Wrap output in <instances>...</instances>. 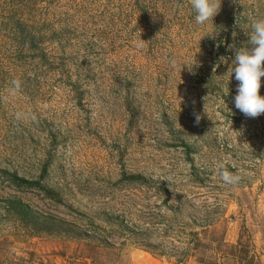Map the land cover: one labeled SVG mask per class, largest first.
<instances>
[{
  "label": "rangeland",
  "instance_id": "obj_1",
  "mask_svg": "<svg viewBox=\"0 0 264 264\" xmlns=\"http://www.w3.org/2000/svg\"><path fill=\"white\" fill-rule=\"evenodd\" d=\"M90 1L75 37L34 49L14 38L16 16L58 31L67 0H0V264H176L202 220L216 221L210 264H250L222 257L238 243L264 264V114L237 110L229 79L264 0H221L205 25L191 0ZM45 168L60 202L2 174Z\"/></svg>",
  "mask_w": 264,
  "mask_h": 264
},
{
  "label": "trees",
  "instance_id": "obj_2",
  "mask_svg": "<svg viewBox=\"0 0 264 264\" xmlns=\"http://www.w3.org/2000/svg\"><path fill=\"white\" fill-rule=\"evenodd\" d=\"M46 1L49 2V0H46ZM18 2H20L19 3L20 5H23L26 8L28 7V5H26L27 0H17V5H18ZM67 2H68L66 5L67 9L63 12V15H67L64 21L69 23L70 25L62 24L61 29L58 31H56L53 28L46 30L47 27L44 26L46 22H40L41 17L38 18L37 16H35V14L28 17L26 21H23L25 19L18 18L16 16L15 18L16 26H14L13 28L14 36H15L14 38H19L22 45L31 46L32 48L37 49L38 43L40 42L42 43L43 41H46L48 38L54 37V38H58L59 40L61 38L62 40H65V39L68 40L72 36L75 37V31L77 29L76 27L79 26L76 20L75 11H80L84 5H95L96 2L95 1L92 2L90 0H73L72 2L67 0ZM54 8H55V3H51V5L48 6V10H54ZM141 9L144 14L147 13L146 5L144 8L141 6ZM69 12H72V13H69ZM68 17H70V19H68ZM4 19L8 20L7 18H4ZM39 22H40L39 24L40 28L38 29L39 31L38 32L34 30V24L39 23ZM60 23L61 22H58L57 25H59ZM18 27L20 28V32L17 31ZM2 174L6 176V180L14 187H17L23 190H29V189L40 190L44 193V196L46 198L55 200L56 202H60L62 199L59 192H57L56 190L52 188L46 187L42 184L41 181L45 177L46 168L43 169L38 179H29V178L18 175L16 172H13V171L10 172L5 169H2ZM121 179L126 180L127 182L131 181L133 183H137L139 181H142V182L145 181L146 177L138 173L137 174L135 173L127 174L126 172H123ZM215 223L216 221H213V220L212 221L202 220L197 226V229H194L191 227L189 228L184 223L179 224L180 232H184L188 230V228L189 230L191 229V231L188 232V235L190 236L189 240L191 242H188L189 244L181 250L179 254L180 259H178V262L176 264L183 263V261L186 260V258L188 257L189 258L192 257L198 264H210L211 261H213L214 259H217V255L219 254V251L216 248H210L206 242L207 240H209L208 235L209 233H211V229L215 226ZM171 229H172V226L169 224L165 230L167 232L168 230H171ZM117 231L123 232V235H128L129 233H133L131 228H129L127 225H124L122 222L117 227L116 232ZM239 247H240V244L238 243V246L234 247L231 254L229 253L226 254V253L221 252L222 257L232 258L233 260L236 261L239 258V256H241L240 254H245V258H242V260L243 259L248 260L249 263L251 264L253 258H252V255L249 254L250 253L249 250L239 249ZM146 251L154 255V252L149 251L147 248H146Z\"/></svg>",
  "mask_w": 264,
  "mask_h": 264
},
{
  "label": "clouds",
  "instance_id": "obj_3",
  "mask_svg": "<svg viewBox=\"0 0 264 264\" xmlns=\"http://www.w3.org/2000/svg\"><path fill=\"white\" fill-rule=\"evenodd\" d=\"M190 7L195 13V23L205 25L209 21L212 22L213 17L220 11L221 0H191ZM250 28L248 44L251 47L241 46L235 50L229 79L234 74L235 80L238 81L236 95L233 97L234 107L246 117L255 118L264 114V96L260 95L261 77H264V17L253 18ZM194 57L190 64L182 66H188L191 70L197 64ZM12 84L14 89L19 91L20 81L13 80ZM199 119L200 117L196 116L197 122ZM225 179L236 181L239 177L230 178L225 174Z\"/></svg>",
  "mask_w": 264,
  "mask_h": 264
}]
</instances>
